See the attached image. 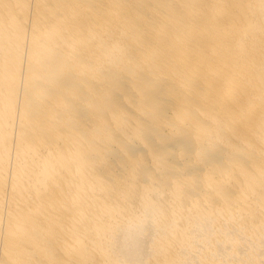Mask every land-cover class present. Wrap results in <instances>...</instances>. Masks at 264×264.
I'll use <instances>...</instances> for the list:
<instances>
[{"label":"bare ground","instance_id":"bare-ground-1","mask_svg":"<svg viewBox=\"0 0 264 264\" xmlns=\"http://www.w3.org/2000/svg\"><path fill=\"white\" fill-rule=\"evenodd\" d=\"M262 258L264 0H0V264Z\"/></svg>","mask_w":264,"mask_h":264},{"label":"rangeland","instance_id":"rangeland-1","mask_svg":"<svg viewBox=\"0 0 264 264\" xmlns=\"http://www.w3.org/2000/svg\"><path fill=\"white\" fill-rule=\"evenodd\" d=\"M260 261H261V263H260V264H262V263L264 264V260H263V258H262Z\"/></svg>","mask_w":264,"mask_h":264}]
</instances>
